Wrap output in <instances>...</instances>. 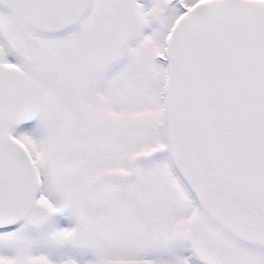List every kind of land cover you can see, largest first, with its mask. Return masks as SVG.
<instances>
[{
	"label": "snow or ice",
	"instance_id": "snow-or-ice-1",
	"mask_svg": "<svg viewBox=\"0 0 264 264\" xmlns=\"http://www.w3.org/2000/svg\"><path fill=\"white\" fill-rule=\"evenodd\" d=\"M0 264H264V0H0Z\"/></svg>",
	"mask_w": 264,
	"mask_h": 264
}]
</instances>
